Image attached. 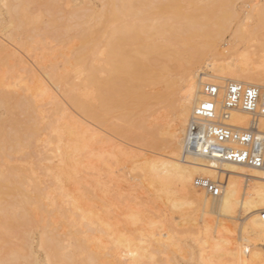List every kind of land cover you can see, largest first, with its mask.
Here are the masks:
<instances>
[{
  "label": "bare ground",
  "instance_id": "1",
  "mask_svg": "<svg viewBox=\"0 0 264 264\" xmlns=\"http://www.w3.org/2000/svg\"><path fill=\"white\" fill-rule=\"evenodd\" d=\"M25 1L27 0H5L4 7L8 8V13H11L9 15L13 17L18 9L23 8ZM103 1L105 4L100 13L88 7L69 13V20L76 21L74 26L78 27L72 37L77 41V46L74 45L75 48L69 50L66 44L71 37L62 40L58 33L63 28L68 29L70 25L61 24L54 17L52 10L61 8L57 4L59 0H47L45 6L47 13L51 14L47 28L37 30L40 33H33L35 38L33 34L31 38L35 39V43L32 45L30 42L31 46L25 47V51L34 60V64L30 62V65L18 50H9L1 44V38L13 40L12 31L16 29L13 27L17 23V18H14L16 16L13 17L15 23H6V26L10 25L8 27L0 21V55L4 56L0 60V106L4 107L6 99L10 97L16 101L15 109L27 118H24L23 122L21 119L17 120V116L14 117L9 125H12L9 133L0 123V264H75L74 258L78 255H86L83 260L86 262L81 264L94 262L92 255H89L76 235L71 237L69 245L65 247L56 244L54 231L44 232L37 239V243L32 234L23 235L16 243L7 244L9 248L5 246L7 240L3 237L4 232L10 231L2 222L4 217H7L9 207L35 206L49 199L54 202L52 194L48 192L61 191L63 184L77 177L84 166V155L91 148V142H87L82 134L83 129L75 125L74 118L68 114L66 101L87 118L115 133H120L121 128L117 124L114 126L116 120H112L118 119L120 110L128 106L130 114L125 119L133 130L140 131L139 134L136 131L138 137L131 139L143 146L166 150V156L160 158L135 155V162L138 163L136 168L148 180L150 188L156 190L160 196H165L173 208L189 206L193 214H200L193 225H196L204 236L202 242L209 246L211 261L214 264H264V171L231 163L209 162L187 151V131L196 108L205 101L203 87L206 84L220 87L222 101L225 98V88L230 83L264 89V42L248 47L244 44L250 30L247 29L249 22L253 20L254 13L259 12L245 13L242 27L239 24L240 27L233 30L231 39L226 43L227 48L222 52L208 59H201L200 52L193 48L191 50L194 54L191 52L190 55L192 57L183 61L184 51L181 45L192 46L190 42L192 39L194 41V36L208 25L203 24V20L207 19H204L202 14L209 17L212 12L210 16L216 17L219 11L225 9H228L229 13L230 9L226 3L231 2L230 0H225L226 3L222 0V3H219L217 0L218 5H222L218 12L217 2L213 5L214 10L210 9L212 4L203 3L202 6L201 0H189L190 8H187L183 0ZM223 4L228 8L224 7L223 10ZM154 11L159 14L157 18L152 17ZM220 15L224 16L225 13L218 16ZM199 16L203 17V22ZM229 16H224L227 21ZM219 19L213 23H218ZM222 20L217 25L222 26L218 37L215 35V39L211 40L212 45L229 29V25L225 24L227 21ZM210 24L211 22L208 26ZM210 29L208 34L212 32ZM212 33L214 35L215 31ZM45 35L47 37H44ZM39 36L46 38L47 44L50 40L51 44L66 43L64 48L60 47L59 50L63 56L70 53V57L68 55V58H63L65 61L61 63L62 68L58 64L46 63L47 54L43 53L49 48L42 45L44 38L40 37L39 41H36ZM101 37L105 41L102 50L98 51L97 45ZM211 37L209 39H212ZM71 43L70 41L68 44ZM58 45L49 46L57 48L50 49L55 50L52 53H55L56 57L59 55L61 61ZM40 48H44L43 53L39 52ZM65 48L68 51L64 53L62 49L65 51ZM174 59L177 67L172 69L171 61ZM174 69L183 73L180 81L171 78L170 72ZM24 75L31 77V85L26 84L30 80ZM46 79L51 83V87ZM161 85H165V90L154 96H150L146 91L151 86ZM17 89L25 92L28 97L27 104H22L20 97V101L16 99L18 96L14 98L17 91L19 93ZM18 93L17 95L20 94ZM152 99L163 107V114H157L158 117L153 118L150 123L144 121L149 115L142 122L137 120L141 113H147L146 105L149 106L150 102L152 104ZM46 107L51 110L44 115ZM155 110V113L161 111ZM228 123L246 129L252 124V119L241 110H234L230 113ZM257 123L260 130H264V120L261 119ZM42 132L46 133L45 137H42ZM109 136L102 139L103 143L110 144L112 140ZM40 147L46 154L45 161L50 162L47 167V176L51 178L49 183L46 180L40 181V175L32 167L27 168L28 162H25L24 166H18L14 160L13 154L29 156L30 150L38 151ZM10 149L11 153L8 152ZM197 178H208L223 183L221 196L212 198L199 190L195 186ZM239 214L246 217V221L238 226L236 222L239 221ZM80 217L87 219L86 215ZM72 218L75 222L76 219ZM233 227H237L239 238L236 240V235H233L234 238L232 236L234 232L237 234ZM127 241L125 237H119L116 242L119 246L128 248L130 241ZM142 246L141 249L138 248L144 251ZM130 248L128 251L136 263L139 256L136 259L133 257L138 248L134 252ZM69 249L74 250L70 252ZM141 251L136 255H141ZM144 253L147 252H143L141 258Z\"/></svg>",
  "mask_w": 264,
  "mask_h": 264
},
{
  "label": "rangeland",
  "instance_id": "2",
  "mask_svg": "<svg viewBox=\"0 0 264 264\" xmlns=\"http://www.w3.org/2000/svg\"><path fill=\"white\" fill-rule=\"evenodd\" d=\"M183 1L187 8H190V5H188L189 0ZM201 1L202 3L200 2V4L202 6L204 3V5L212 4V7L215 5V2H217V5L222 3L221 0H219V3L217 0ZM222 1L225 2V0ZM230 1L231 2H225L228 4L226 6L230 9L229 13H227L228 9H225V12L224 7H228L224 4V11H219V8H221L222 5H218V8H216V11L218 10L219 12H217L219 14L225 13L224 16L232 14L230 15L231 17L229 16L228 21L223 15H220L223 16V18L218 16L219 14L216 11L215 12L218 15L215 12L213 13L216 14V17L218 16L217 18L213 15L210 16L212 10H209L211 12V14L209 12V17L202 14L203 17L205 16L204 19H209L208 23L206 22L207 20H203L205 21L203 22V17L199 16L200 19L202 18L201 21L203 24L209 25L211 22L210 26L214 25L215 27L216 25V28H211L206 25V29L201 32L203 34L200 32L198 33L202 36L197 34L194 36L196 39L193 37L194 41L192 39L190 42L192 46L183 47L181 45L182 50L184 51V54H182L183 61H185L187 57H192L190 55L191 52L192 55L194 54L193 50H191L193 48H197L198 52H200L199 54L202 56L201 59H208L226 49V43L231 39L233 30H236L237 27H242V20L247 11H258L259 13L257 14L255 12L256 14L254 13L253 20L249 22V27L247 29L250 30L248 36H246L247 38L245 37L246 42H244V44L248 47L254 44L259 45V43L264 42V36L262 37V35H264V0ZM25 2V5H22V11L18 9V12L16 13L17 15L14 13V16L16 17H13L15 19L17 18V23H15V21H13L15 19L12 15H9L11 13H8V8L4 7L5 0H0V21H2L5 26L11 21L17 25L14 24L15 26H13L16 29H13V27L11 28V30L13 29L12 32H14L13 40L0 38L3 46L12 51L13 48L18 50L19 54L22 55L30 65V62H34V60L25 51V47H29L31 44L33 45L35 43L33 41L35 40L33 33L37 32L39 29L42 30L43 28H47V23L51 18V14L47 13V7L45 6L47 0H27ZM15 3L17 4V2ZM57 4H59L61 8H54L52 10L54 17L58 19L61 24L70 25L68 29L63 28L58 34L61 35L62 40H67L70 37L72 39L78 29L77 26H74L76 21L69 20V13L87 7L100 13L103 10L105 2L103 0H59V3L57 2ZM212 7L210 9H214V7ZM157 13V11H154L152 17L157 18L159 15ZM210 17L212 20H210ZM218 18H220V21L221 19L226 20L227 22H224L229 25V29L227 32H225V30L222 37L216 40L215 45H212L213 41L211 40L215 39V35L216 38L218 37L220 26H222L221 24L220 26H217L220 21L216 24L213 23L218 21ZM2 22H0V24ZM239 24L240 26H238ZM217 27H219V29ZM208 29L212 32L215 31L214 35L212 32V34H208ZM204 31L206 34H204ZM37 33L40 32L38 31ZM32 34L34 36L33 40L31 38ZM211 36L214 37L212 38ZM40 37L44 38L47 36L36 37V41H39ZM210 37L212 39H209ZM45 39L46 38L43 40V44H41L44 47L46 46V48L48 46L51 52L49 50L47 52L44 51V48L41 50L43 47L42 45L39 52L41 51V53H43L42 51H44L45 53L43 54H47L45 60H47L46 63L48 65L58 64V66L60 65L59 67L62 68L63 65H61V63L65 61L63 58H68V55L70 57V53H66V55L63 56L59 50L60 47L64 48L66 43L59 44V46L53 41L54 43L51 44L52 40L49 38L50 41L47 40V42L49 41L50 44L49 42L47 44ZM71 39L68 41V43H70V41L72 42L71 45L68 43L66 44L68 45L66 47L69 50L72 47L75 48L74 45L77 44L75 38L72 39L74 42ZM104 41V38L101 37L97 45L98 51L102 50ZM208 41L211 42L209 43ZM49 45L56 47L57 45L59 46L58 51L61 55L60 57H62L61 61L59 60V55L56 57L57 55L52 53V51L55 52L57 48L55 47V49ZM50 48L55 50H51ZM67 48H65V51L62 49L64 53L68 51ZM59 53L57 52V54ZM48 55L53 59L50 60ZM1 57L4 58V56L0 55V60H2ZM99 58L101 61V57ZM173 61H171V66H173L172 69L174 66L177 67L176 60L174 59ZM33 62L32 64H34ZM175 70L176 69L170 72L171 78L180 81L183 73ZM26 79L30 80V83L27 81L26 84L28 83L31 85V77L29 76ZM46 81L51 87V83L47 79ZM17 90H19V93L22 91H20V89ZM164 90L165 85H161L156 87L151 86L147 88L146 91L150 96H154L159 91ZM17 93L16 95L14 94V98L18 96L16 99L20 97L19 99H22V104H27L28 97H26L25 92L24 94L18 93L19 95H17ZM56 94H59L57 90ZM15 102L14 99L12 100L8 97L6 99V105L4 107L0 106V123L3 124V129L8 133L12 130V125L11 127L9 125L14 117L17 116L16 118L17 120L19 119V121H25V119H27L25 118L26 115L15 109ZM153 102L152 104L150 102L148 104L149 106L146 105V108L148 110L152 108L151 111L155 110V108V111H157V109H161V111L159 110L156 113L153 111V114V112L150 110L149 112L146 109L148 114L144 111V115L141 113L137 120L142 122V120L149 115L147 117L148 120L146 119L144 121L150 123L153 121V118H157L159 115L163 114V107H161L160 104H157V101L154 100ZM153 104H157L158 107ZM65 105L68 109V114L74 118L75 125L83 129V136H85L87 142L89 141L88 143L91 142V148H89L88 152L84 155V166L81 167L80 173L77 177L72 178L70 181L63 184L61 191L56 190L54 192H48L49 194H52L54 202L49 199L44 200L42 203L35 206L28 205L22 207L16 205L11 208L9 207L7 217H4L2 221L5 224V227L10 230L3 234V237L7 240L5 246L7 247V244L12 245L13 243H16L23 235L29 233L36 239L37 243V239L41 237L44 232L54 231L57 239L56 244L64 247L69 245L68 243L72 236H79L80 242L84 245L86 251L89 255H92L94 261L93 264H214L209 256V246L202 242L204 236L198 231V227L193 225L195 224V219H198L200 214H193L189 206L173 208L172 204L167 201L165 196H160L156 190L150 188L151 186L149 185L148 180L144 178L140 170L136 168L138 163L135 162V155L141 154L145 155L147 158H160L166 156V150L163 148L155 149L149 146H143L131 139V137L134 136L138 137L140 131L138 132L136 130L138 132V134H136L137 132L131 128V124L125 119V117L130 114L128 106H124L120 110L118 114L120 117H118V119L114 118L112 120L113 122L116 120V122H114L115 124L110 121L114 126L117 124V126L121 128L120 133H115L110 129L107 130L106 126L98 124L84 116L77 111L70 102L66 101ZM49 110L51 109L46 107L44 115H47ZM109 130L111 132H109ZM41 135L42 137H45L46 133L42 132ZM108 135H110L109 138L112 141L110 144H105L102 139ZM42 151L43 150L40 147L38 151L36 149L30 150L29 156H23V154L20 153L13 154V156L15 157L14 160L18 166H21V164L24 166V163L28 162L29 164L27 165V168L32 167L35 172L40 175V181L46 180L47 183H49L51 178L47 176V167L50 165V162L45 161L46 154ZM8 152L11 153L12 149H10V151L8 150ZM73 205L77 209H74ZM26 213H28V215H26ZM82 215H86L87 219H82L80 217ZM72 217L76 219L75 222L72 221ZM238 219L239 221L236 222L238 226L240 223L246 221V217H243L240 214ZM233 228L237 233V227ZM233 235H236V237ZM232 236L233 238L235 237V240L239 238L238 233L235 234V232ZM119 237H125V240H128L127 242L130 241L127 245L128 248H124L125 246L122 247L117 244L116 241ZM131 242L135 244H131L132 246L130 247L132 248L137 246L136 249L138 247L141 249V246L143 245L142 247L144 248V251H141L139 248L137 250L141 251L142 256L143 252L146 251L147 253H144V257L141 258V255H136L139 252L136 249H131L129 247ZM129 248L133 252L135 250L138 252H134L136 254L133 257L135 259L138 256L140 257H138L136 263L134 262V259L132 260V256H130L131 252L128 251ZM69 250L70 252H73L74 249ZM77 253L76 255H78ZM84 256L86 255H78L75 257L74 259L76 262L74 263H85L86 261H83L85 260Z\"/></svg>",
  "mask_w": 264,
  "mask_h": 264
},
{
  "label": "built area",
  "instance_id": "3",
  "mask_svg": "<svg viewBox=\"0 0 264 264\" xmlns=\"http://www.w3.org/2000/svg\"><path fill=\"white\" fill-rule=\"evenodd\" d=\"M221 89L214 84L203 87L205 101L195 111L187 131V151L209 162L231 163L264 171V89L241 83H230ZM241 110L252 119L246 128L230 125V113ZM195 186L212 198L222 194L223 183L197 178ZM264 218V214H263Z\"/></svg>",
  "mask_w": 264,
  "mask_h": 264
}]
</instances>
